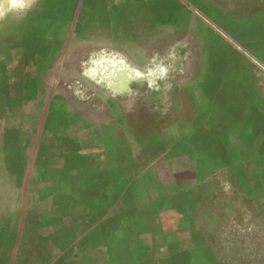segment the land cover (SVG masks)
<instances>
[{"label":"crops","instance_id":"1","mask_svg":"<svg viewBox=\"0 0 264 264\" xmlns=\"http://www.w3.org/2000/svg\"><path fill=\"white\" fill-rule=\"evenodd\" d=\"M216 13L235 21L240 19L235 14L264 13V3L0 0V236L26 232L64 251L84 235L94 204L103 211L99 222L123 218L121 194L106 195L107 189L120 188V169L112 163L118 156L114 152L108 158L107 151V94L123 93L124 70L133 83L146 78L147 91H153L156 46L179 43L185 61L187 43L199 45L194 58L204 61V70L189 76L193 101L187 100L185 87L180 101L181 107L195 109L192 122L198 131L223 130L234 145L243 142L244 155L256 149L251 142L264 141V66L259 72L251 69L258 58L250 41L224 31ZM204 30L214 36L204 37ZM256 37L264 40V33ZM217 39L229 42L231 55L204 50V44ZM124 46L141 56L124 54ZM235 53L245 58V68L234 69ZM216 58L229 68L215 67ZM239 76L243 83L233 84ZM112 98L121 109L120 96ZM222 102L227 116L219 109ZM183 118L180 139L188 132ZM257 155L264 156V148Z\"/></svg>","mask_w":264,"mask_h":264},{"label":"rangeland","instance_id":"2","mask_svg":"<svg viewBox=\"0 0 264 264\" xmlns=\"http://www.w3.org/2000/svg\"><path fill=\"white\" fill-rule=\"evenodd\" d=\"M214 15L224 31L250 41L248 47L258 58L251 69L260 70L264 40L253 37L264 33V13L235 14L240 17L235 21L226 13ZM206 35L214 36L204 30ZM228 44L209 40L204 50L228 56L232 54ZM189 45L185 61L179 43L156 46L153 91H147L146 78L133 83L124 70L123 93L107 94V151L108 158L114 152L118 156L112 163L120 169L116 174L120 188L107 189L106 195L121 194L123 218L111 216L99 222L103 211L94 204V218L84 235L64 251L60 245L46 247L39 237L12 231L0 236V264H264V156L257 155L264 141L251 142L256 149L244 155L243 142L234 145L223 130L198 131L192 122L195 109L183 108L180 102L183 88H193L190 77L205 67L204 61L194 58L199 45ZM123 52L141 56L129 46ZM235 58L234 69L245 68V58L236 53ZM219 59L213 65L228 69ZM242 83L239 76L233 84ZM135 88L138 93L129 90ZM188 92L187 100L193 101ZM114 95L117 101L120 96L121 109L114 107ZM226 104L219 106L225 116ZM183 115L188 132L180 139ZM259 119L255 116L252 121Z\"/></svg>","mask_w":264,"mask_h":264}]
</instances>
